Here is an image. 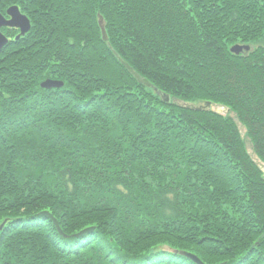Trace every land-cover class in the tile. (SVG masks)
Here are the masks:
<instances>
[{
    "label": "trees",
    "instance_id": "obj_1",
    "mask_svg": "<svg viewBox=\"0 0 264 264\" xmlns=\"http://www.w3.org/2000/svg\"><path fill=\"white\" fill-rule=\"evenodd\" d=\"M11 5L0 264H264V0Z\"/></svg>",
    "mask_w": 264,
    "mask_h": 264
},
{
    "label": "water",
    "instance_id": "obj_2",
    "mask_svg": "<svg viewBox=\"0 0 264 264\" xmlns=\"http://www.w3.org/2000/svg\"><path fill=\"white\" fill-rule=\"evenodd\" d=\"M7 14L10 16L9 19H7L0 12V50H2L3 47L8 44V39L1 32V28L5 27V26H12V27L20 28V33L16 36L15 40H18L20 38V36L25 35L31 28L30 20L28 19V17L26 15L21 13L18 6H16V5L10 6L7 9ZM99 24L101 25V28H102L103 39L106 41L107 35H106L105 29H104V26L102 25L101 20L99 21ZM243 48L247 50L249 47L236 45L232 48V51L239 53L241 50H243ZM118 58L127 67V69L135 75V77L140 82L145 83L148 86H152V84L148 80L142 78L141 75H139L137 72H135L133 70V68L131 66H129V64H127V62L123 61L120 57H118ZM41 85L44 88L61 87L63 85V82H59L57 80H52V79H47V80H44ZM210 105H211L210 102H206L205 105H201V106H195V105H191V104L186 105V106L189 108L201 110V109L210 108ZM187 255L192 257L194 260L200 262L196 256L191 255V254H187Z\"/></svg>",
    "mask_w": 264,
    "mask_h": 264
},
{
    "label": "rangeland",
    "instance_id": "obj_3",
    "mask_svg": "<svg viewBox=\"0 0 264 264\" xmlns=\"http://www.w3.org/2000/svg\"><path fill=\"white\" fill-rule=\"evenodd\" d=\"M12 6V5H11ZM17 6V5H16ZM10 7V6H9ZM8 7V8H9ZM7 8V9H8ZM21 11V10H20ZM1 12V11H0ZM2 13V12H1ZM22 13V12H21ZM3 14V13H2ZM22 14H24V13H22ZM25 15V14H24ZM29 20H30V17L28 18ZM101 21H102V25L104 26V24H103V20L102 19H100ZM99 20V21H100ZM30 24H31V21H30ZM32 26V25H31ZM100 27H101V25H100ZM20 29V28H19ZM104 29H105V26H104ZM1 32H2V29H1ZM105 32H106V29H105ZM20 32H16V36L19 34ZM101 33H102V28H101ZM5 35V34H4ZM106 35H107V33H106ZM6 37H8L7 35H5ZM22 36H24V35H22ZM22 36H20V37H22ZM102 37H103V33H102ZM8 39V43H9V38H7ZM19 40V39H18ZM107 40H108V36H107ZM106 40V41H107ZM236 45H240V46H247V45H241V44H234V45H232L231 46V50H232V48L234 47V46H236ZM249 47V46H248ZM248 49H250V47L248 48ZM247 49V50H248ZM246 50V49H245ZM1 51V50H0ZM242 51H244V48H243V50H241L239 53H241ZM234 52V51H233ZM234 53H236V54H239L238 52H234ZM122 59V58H121ZM123 60V59H122ZM123 61H125V60H123ZM128 64V63H127ZM130 66V65H129ZM134 70V69H133ZM135 71V70H134ZM136 72V71H135ZM139 74V73H138ZM140 75V74H139ZM142 77V76H141ZM143 78V77H142ZM145 79V78H144ZM47 80V79H46ZM147 80V79H146ZM151 83V82H150ZM187 105H190V104H187ZM191 105H193V104H191ZM197 105H199V106H201V105H205V103H198ZM210 107L213 109V110H215V111H218V112H220V113H222V114H227V113H229V110L226 108V107H224V106H220V105H216V104H211L210 105ZM232 116L234 115V114H231ZM239 128H240V130H241V132L243 133V134H245V127L241 124V123H239ZM246 146H247V149H248V151L251 153V155H252V157L254 158V160L258 163V165H260L261 166V168H262V170L264 171V164L258 159V157L256 156V154L254 153V151H253V149H252V145H251V143H250V141H249V139L248 138H246ZM187 254H191V255H194V254H192V253H187ZM189 256V255H188ZM194 256H196V255H194ZM190 257V256H189ZM197 257V256H196ZM192 258V257H191ZM198 258V257H197ZM193 259V258H192ZM194 260V259H193ZM199 261H200V259H198ZM196 261V260H195ZM196 262H198V261H196ZM198 263H201V261L200 262H198Z\"/></svg>",
    "mask_w": 264,
    "mask_h": 264
},
{
    "label": "flooded vegetation",
    "instance_id": "obj_4",
    "mask_svg": "<svg viewBox=\"0 0 264 264\" xmlns=\"http://www.w3.org/2000/svg\"><path fill=\"white\" fill-rule=\"evenodd\" d=\"M21 10V9H20ZM23 13V12H22ZM25 14V13H24ZM7 19H9L10 18V16L7 14V11H6V14H3ZM26 15V14H25ZM5 27H8V28H10V29H12V30H14V31H18V32H20V29L19 28H17V27H12V26H5ZM2 29V28H1Z\"/></svg>",
    "mask_w": 264,
    "mask_h": 264
},
{
    "label": "bare ground",
    "instance_id": "obj_5",
    "mask_svg": "<svg viewBox=\"0 0 264 264\" xmlns=\"http://www.w3.org/2000/svg\"><path fill=\"white\" fill-rule=\"evenodd\" d=\"M3 33V32H2ZM4 34V33H3ZM8 38V37H7ZM1 108V107H0ZM199 259V258H198Z\"/></svg>",
    "mask_w": 264,
    "mask_h": 264
}]
</instances>
